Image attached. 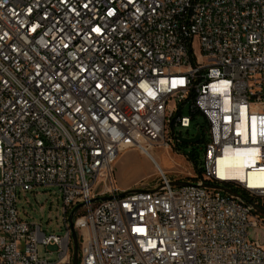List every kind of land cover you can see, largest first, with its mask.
I'll list each match as a JSON object with an SVG mask.
<instances>
[{
  "label": "built area",
  "instance_id": "2783aa9c",
  "mask_svg": "<svg viewBox=\"0 0 264 264\" xmlns=\"http://www.w3.org/2000/svg\"><path fill=\"white\" fill-rule=\"evenodd\" d=\"M198 115L191 180L121 195V151L155 159ZM239 149L264 178V0H0V264H71L81 203L78 264H264V184L218 175ZM38 186L58 188L62 233L20 217Z\"/></svg>",
  "mask_w": 264,
  "mask_h": 264
},
{
  "label": "rangeland",
  "instance_id": "374dc122",
  "mask_svg": "<svg viewBox=\"0 0 264 264\" xmlns=\"http://www.w3.org/2000/svg\"><path fill=\"white\" fill-rule=\"evenodd\" d=\"M175 105V103L173 104ZM185 114H189L188 108L184 110ZM204 117L198 115L191 123V126L184 128L178 126L176 128L177 136L192 137L197 133V126L204 125ZM177 144V146H176ZM204 139L198 142H183L179 141L171 144L170 148H155L156 160L161 167L152 160L149 156L140 151L137 147H129L121 151L118 159L114 164V173L117 185L119 181L125 182L127 185L136 188H153L162 172L172 179H185L191 180L190 173L194 172V164L190 159L183 156L184 154L194 155L196 165L200 168L204 161ZM135 150L142 157L148 159H121L124 152ZM152 151V149H151ZM226 186L232 188L245 197H252L240 186L235 183H228ZM17 206L19 215L22 219L30 223H39L42 229L48 233L57 232L62 233L64 226V203L62 196L57 187L51 186H38L34 191H21L18 192ZM79 210L77 214L80 212ZM264 217V214H261ZM249 237L254 240H259L264 244V228L254 227L249 229ZM57 246H39V253L41 257H50L55 260L58 258L56 252ZM66 264V263H64ZM72 264V261H71Z\"/></svg>",
  "mask_w": 264,
  "mask_h": 264
},
{
  "label": "bare ground",
  "instance_id": "6f19581e",
  "mask_svg": "<svg viewBox=\"0 0 264 264\" xmlns=\"http://www.w3.org/2000/svg\"><path fill=\"white\" fill-rule=\"evenodd\" d=\"M245 150H233L226 152V154L218 160V175L223 179H235L238 181H245L249 187H258L257 185L264 184L263 173L254 168V160L248 159L245 155ZM158 167L162 166L156 159H152ZM250 168V169H249ZM66 263L62 261L61 264Z\"/></svg>",
  "mask_w": 264,
  "mask_h": 264
},
{
  "label": "water",
  "instance_id": "95a60500",
  "mask_svg": "<svg viewBox=\"0 0 264 264\" xmlns=\"http://www.w3.org/2000/svg\"><path fill=\"white\" fill-rule=\"evenodd\" d=\"M200 137H201V133L198 132L195 137H189V138L188 137H180V140L183 142H198V141H200ZM172 184L173 185H190V184H192V182H190V181H173ZM204 186L219 189V190H222V191L229 193L231 195L245 198L242 194L238 193L237 191L233 190L232 188H230L226 185L205 183ZM138 191H139L138 189H130V190L123 192L121 195L134 193V192H138ZM107 198H110V196L100 197V199H107ZM82 205H83L82 203L77 205L69 214V221L71 224L72 239H73V261H72V264H78L79 263V250H80V248H79L78 233H77V231L75 229V225H74V215H75V212ZM253 206L258 213L264 214V208L263 207L255 204V203H253Z\"/></svg>",
  "mask_w": 264,
  "mask_h": 264
},
{
  "label": "crops",
  "instance_id": "0c3cea01",
  "mask_svg": "<svg viewBox=\"0 0 264 264\" xmlns=\"http://www.w3.org/2000/svg\"><path fill=\"white\" fill-rule=\"evenodd\" d=\"M153 156L154 158L156 159V156H155V151H153ZM142 156L140 155V153H138L137 151L135 150H129V151H126L122 154L121 156V159H136V158H141ZM143 159H148L146 157H142ZM150 159V158H149ZM118 187L123 190V191H127V190H130V189H133L132 186L130 185H127L125 182H123L122 180L119 181V184H118Z\"/></svg>",
  "mask_w": 264,
  "mask_h": 264
},
{
  "label": "trees",
  "instance_id": "16d2710c",
  "mask_svg": "<svg viewBox=\"0 0 264 264\" xmlns=\"http://www.w3.org/2000/svg\"><path fill=\"white\" fill-rule=\"evenodd\" d=\"M178 113L180 115L182 113V110H180ZM188 158L192 161V163L194 164V166L197 167V165H196V159H195L194 155L188 154Z\"/></svg>",
  "mask_w": 264,
  "mask_h": 264
}]
</instances>
